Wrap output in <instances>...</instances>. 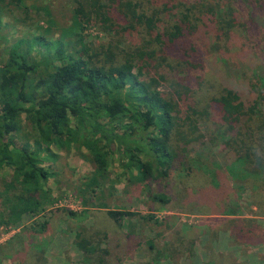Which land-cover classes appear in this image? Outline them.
<instances>
[{
  "label": "trees",
  "instance_id": "1",
  "mask_svg": "<svg viewBox=\"0 0 264 264\" xmlns=\"http://www.w3.org/2000/svg\"><path fill=\"white\" fill-rule=\"evenodd\" d=\"M0 2L6 8L0 23H7V55L0 58V164L17 166L14 181L0 192L7 224L16 223L21 211L45 210L40 185L51 176L31 148L11 149L10 136L20 130L25 112L37 146L87 150L90 187L105 184L116 165L130 184L149 188V196L155 185L152 197L163 204L224 215L236 245L264 243V226L241 213L253 204L264 217V0H64L61 23L54 24L64 39L14 29L31 24V13L52 16L53 0ZM36 49L61 62L44 66L30 55ZM202 137L220 140L224 148L205 153ZM173 176L175 187L161 184ZM240 188L248 190L242 203ZM101 213L113 233L86 227L79 264H121L145 243L154 248L136 231L130 211L105 206ZM172 218L178 216L155 220L164 231L157 256L194 254L202 241L201 264H247L212 248L203 237L216 235L198 226L179 222L170 230ZM48 224L32 223L20 233L33 238ZM11 260L40 264L41 254L27 245Z\"/></svg>",
  "mask_w": 264,
  "mask_h": 264
},
{
  "label": "rangeland",
  "instance_id": "2",
  "mask_svg": "<svg viewBox=\"0 0 264 264\" xmlns=\"http://www.w3.org/2000/svg\"><path fill=\"white\" fill-rule=\"evenodd\" d=\"M53 1L56 8H50L52 16H48L46 13L45 15L36 16L31 13V24H18L14 26V29L19 30L18 32L23 33L25 36L30 33H39L47 37H61L64 39L65 35L62 28L54 25L56 24L55 22L61 23V17L64 15V0ZM29 4L31 8H35L38 5L34 1ZM4 8V4L0 2V10ZM43 12L45 11L43 10ZM4 24L7 23L2 20L0 23V58L1 55H7L6 44L2 40V36L4 34L7 35ZM89 31H91L89 32L90 37L94 38L95 32L91 29ZM13 35H16V32ZM15 39L17 38L12 37V41H15ZM30 55L34 60L43 61L44 66H51L61 62L54 58L55 55L45 53L41 49L30 52ZM160 89H163V86H160ZM199 129L202 133L206 130L203 124L199 125ZM10 138L12 141L11 149L28 147L35 151L36 157L34 159L43 166L48 167L51 171V176L47 180L42 181L40 185L42 187L41 199L45 203V210H42L37 215H32L28 210L21 211L17 222L14 224H7L0 215V264L11 263L16 251L27 245L35 248L39 257L41 254L42 264H79L81 250L84 248L81 238L85 236L84 229L86 227L93 228L95 231L106 230L107 233L109 231L108 234L113 233L114 228L108 225L101 213L104 211L105 206L107 208L130 211L132 213L130 219L135 224L136 231L142 234L145 239L151 240L152 245H154V248L150 250L146 243L143 244L131 255L127 256L121 264H201L206 252L202 241L199 246L194 247V254L185 252L175 260L167 259L163 255L157 256V249L163 246L162 235L164 231L159 223H155V220L166 218L167 216H178L177 220L173 218L169 220L173 226L170 230L179 222L198 226L206 234L210 236L216 235L214 238L203 237V240H208L212 248L231 255L233 259H238L241 262L246 261L245 263L247 264H261L264 262V243L252 244L247 247L233 243L225 231L226 218L224 215L217 213H188L174 206L173 204L175 203L168 202L163 204L152 197L157 192L155 185L152 186L149 196V188L144 187L139 190L135 185L130 184L128 180L129 174L116 165L110 168L105 184L95 183L93 187H90L92 164L89 161L87 150L83 147L78 148L75 145H70L66 148L51 146L50 152H47L45 147L37 146L35 139L38 136L30 127L25 112L21 116L20 130L13 133ZM200 140L205 143L203 145H206L205 153L210 151L218 154L219 150L224 148V142L220 140H216L213 143H209L208 137H202ZM16 172V164L8 167L4 162H1L0 192L4 188V183L14 181ZM173 178L174 176L168 182L162 181L161 184H170V187H175L172 181ZM185 181L189 189L193 187L190 178L188 180L185 179ZM239 185L238 182L233 183V186ZM179 188L178 186L176 187V189ZM93 189L96 190V193L92 192ZM239 194L242 203V199H247L248 197V190L241 192L240 188ZM2 199L4 198L1 196L0 200ZM0 210L2 209L0 208ZM256 210L253 204H248L244 205L241 213L246 217L257 219L264 226V217L259 216ZM68 211L73 212L74 215ZM148 215H154V220H147ZM44 220L49 223L44 232L34 234L33 238L25 234L21 235L20 231L23 226ZM106 227L108 228L106 229ZM165 233H167L166 229ZM208 242L205 244L207 247Z\"/></svg>",
  "mask_w": 264,
  "mask_h": 264
}]
</instances>
